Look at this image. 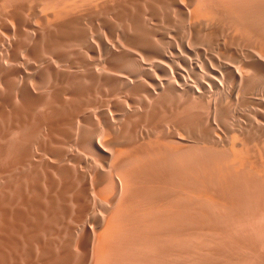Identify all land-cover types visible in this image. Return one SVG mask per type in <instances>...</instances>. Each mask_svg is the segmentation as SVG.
<instances>
[{
    "label": "rangeland",
    "instance_id": "374dc122",
    "mask_svg": "<svg viewBox=\"0 0 264 264\" xmlns=\"http://www.w3.org/2000/svg\"><path fill=\"white\" fill-rule=\"evenodd\" d=\"M220 1L56 0L75 10L48 24L39 17L54 9L46 1L0 0V264H264V0ZM196 6L212 14L195 22L187 12ZM101 40H109L108 49ZM166 54L173 55L169 63ZM26 69L36 93L20 98L16 83ZM154 70L165 85L156 103ZM107 110L120 120L113 128L104 122ZM98 138L117 154L95 152ZM233 143L245 153L242 166L231 163ZM57 150L66 152L60 168L47 171L39 155ZM120 170L135 172L131 191H114ZM123 204L126 217L117 214ZM115 215L124 229L104 260L98 222Z\"/></svg>",
    "mask_w": 264,
    "mask_h": 264
},
{
    "label": "bare ground",
    "instance_id": "6f19581e",
    "mask_svg": "<svg viewBox=\"0 0 264 264\" xmlns=\"http://www.w3.org/2000/svg\"><path fill=\"white\" fill-rule=\"evenodd\" d=\"M19 1V0H18ZM41 1V0H40ZM44 1H46L47 2V7L49 6H51L52 8H54V9H51V12H47L46 10H43V11H41L40 13H39V17L42 19V20H45V21H47L48 22V24L49 23H52L53 24V22H56V21H59L60 22V20L61 19H63V18H67L69 15H71V13H73L74 11L73 10H75V9H66L65 8V5L63 6V4L61 5V3H59L60 2V0H59V2H55L54 1V3H59V5H61V6H63V7H61V8H58V5L57 4H54L53 2H52V4L50 3V1L49 0H44ZM51 1H53V0H51ZM58 1V0H57ZM74 1H77V0H74ZM201 1H203V0H200V2ZM220 1V0H219ZM43 2V1H42ZM46 2H44V3H46ZM176 2V1H175ZM178 2V1H177ZM182 2V1H181ZM185 2V1H184ZM196 2V1H195ZM213 2V1H212ZM221 2V1H220ZM251 2V1H250ZM6 3V2H5ZM202 3V2H201ZM200 3V4H201ZM205 3V2H204ZM207 3V2H206ZM222 3V2H221ZM66 4H69V3H67L66 2ZM113 4V3H112ZM232 4V3H231ZM9 5V4H8ZM56 5H57V8H56ZM71 5V4H70ZM95 5V4H94ZM195 5H196V3H195ZM202 5V4H201ZM262 5V4H261ZM4 6H6V5H4ZM3 6V7H4ZM79 6V5H78ZM82 6V5H81ZM225 6H226V4H225ZM224 6V7H225ZM237 6V5H236ZM263 6V5H262ZM83 7V6H82ZM192 7V6H191ZM203 7V6H202ZM227 7V6H226ZM196 8H197V6H196ZM228 8V7H227ZM239 8V7H238ZM245 8V7H244ZM5 9V8H4ZM39 9V8H38ZM93 9V8H92ZM120 9V8H119ZM253 9V8H252ZM16 10V9H15ZM97 10V9H96ZM109 10V9H108ZM132 10V9H131ZM188 10H190L189 8H188ZM209 9H207V10H203V9H199V6H198V8L197 9H193V11H188L187 13H188V17L191 19V20H193V21H195V22H197V20H199L200 21V19H208L209 17H210V15L212 14L210 11H208ZM245 10V9H244ZM5 11V10H4ZM142 11V10H141ZM247 12V11H246ZM250 12V11H249ZM248 12V13H249ZM9 13V12H8ZM14 13V12H13ZM97 13V12H96ZM260 12H258V14H259ZM85 14V13H84ZM116 14V13H115ZM134 14V13H133ZM137 14V13H136ZM214 14V13H213ZM223 13H221L220 15H222ZM252 14V13H251ZM5 15V14H4ZM83 15V14H82ZM219 15V14H218ZM111 16V15H110ZM252 16V15H251ZM250 16V17H251ZM214 17V16H213ZM237 17V16H236ZM260 17V16H259ZM7 18V17H6ZM36 18V17H35ZM70 18V17H69ZM131 18V17H130ZM244 20V19H243ZM242 20V21H243ZM254 20V19H253ZM264 20V19H263ZM262 20V21H263ZM9 22H11L10 20H8ZM98 21V20H97ZM212 22V21H211ZM244 22V21H243ZM36 23V22H35ZM214 23V22H213ZM10 24H13V23H10ZM168 24V23H167ZM238 24V23H237ZM15 25V24H14ZM89 25V24H88ZM212 25V24H211ZM162 26V25H161ZM239 26H240V24H239ZM250 26V25H249ZM15 27V26H14ZM53 27V26H52ZM68 27V26H67ZM25 28V27H24ZM48 28H50V27H48ZM54 28V27H53ZM185 28V27H184ZM191 28V27H190ZM189 28V29H190ZM230 28V27H229ZM235 28V27H234ZM246 29V28H245ZM15 30V29H14ZM22 30V29H21ZM25 30V29H24ZM35 30V29H34ZM52 30V29H51ZM23 31V30H22ZM47 31V30H46ZM90 31V30H89ZM190 31V30H189ZM58 32V31H57ZM91 32H92V30H91ZM90 32V33H91ZM145 32V31H144ZM232 32V31H231ZM40 34V33H39ZM18 35V34H17ZM45 35H46V33H45ZM98 35V34H97ZM96 35V36H97ZM215 35V34H214ZM213 36V35H212ZM226 36V35H225ZM43 37V36H42ZM45 37V36H44ZM54 37V36H53ZM4 38V37H3ZM15 38V37H14ZM108 38V37H107ZM205 38V37H204ZM220 38V37H219ZM5 39V38H4ZM49 39V38H48ZM104 39V38H103ZM25 40V39H24ZM34 40V39H33ZM203 40V39H202ZM232 40V39H231ZM76 41V40H75ZM107 41H109V40H107ZM107 41H100V43H101V45L104 47V49L106 48V49H108L109 48V43L107 42ZM147 41V40H146ZM211 41V40H210ZM255 41V40H254ZM30 42V41H29ZM34 42V41H33ZM45 42V41H44ZM94 42V41H93ZM96 42V41H95ZM155 42V41H154ZM9 43V42H8ZM3 44V43H2ZM94 44H98L99 45V43H94ZM1 45V44H0ZM56 45V44H55ZM76 45V44H75ZM97 45V46H98ZM111 45V44H110ZM161 45V44H160ZM100 46V45H99ZM114 46V45H113ZM230 46V45H229ZM75 47V46H74ZM101 47V46H100ZM111 47V46H110ZM3 48H4V46H3ZM13 48V47H12ZM60 48V47H59ZM85 48V47H84ZM94 48V47H93ZM146 48V47H145ZM42 49V48H41ZM97 49L98 50H96V49H93L92 50V53H94V54H96L97 55V53L99 54L100 53V51H101V49L99 50V48L97 47ZM111 49V48H110ZM164 49V48H163ZM4 50V49H3ZM64 50V49H63ZM79 50V49H78ZM81 50V49H80ZM146 50V49H145ZM179 51H180V49H178ZM264 50V49H263ZM62 51V50H61ZM86 51V50H85ZM34 52V51H33ZM49 52V51H48ZM119 52V51H118ZM165 52V51H164ZM171 52H173V51H171ZM171 52H169V53H171ZM181 52V51H180ZM180 52H177L178 54L180 53ZM195 52V51H194ZM256 52V51H255ZM23 53V52H22ZM87 53V52H86ZM135 53V52H134ZM162 53H163V51H162ZM166 53V52H165ZM164 54V53H163ZM22 55V54H21ZM24 55V54H23ZM73 55V54H72ZM138 55H139V53H138ZM172 55V54H171ZM171 55L169 56V55H164V60L165 61H171L172 59H171ZM261 55V54H260ZM51 56V55H50ZM53 56V55H52ZM71 56V55H70ZM141 56V55H140ZM173 56V55H172ZM2 57H3V55H2ZM23 57V56H22ZM54 57V56H53ZM91 57V56H90ZM260 57V56H259ZM35 58V57H34ZM52 58V57H51ZM172 58H175V57H172ZM2 59V58H1ZM91 59V58H90ZM160 59V58H159ZM24 60V59H23ZM4 61V60H3ZM54 61V60H53ZM91 62V61H90ZM117 62V61H116ZM167 62H165V63H167ZM2 63V62H1ZM33 63V62H32ZM31 63V64H32ZM59 63V62H58ZM142 63V62H141ZM161 63V62H160ZM169 63V62H168ZM173 63V62H172ZM171 63V64H172ZM191 63V62H190ZM190 63H189V65H190ZM28 64V63H27ZM26 64V65H27ZM37 64V63H36ZM155 64V63H154ZM153 64V65H154ZM176 64V63H175ZM19 65V64H18ZM30 65V64H29ZM42 65V64H41ZM56 65V64H55ZM163 65H164V62H163ZM166 66H167V64H165ZM23 66V65H22ZM22 66H21V68H22ZM156 66V65H155ZM159 66V65H158ZM1 67V66H0ZM20 67V66H19ZM56 67H57V65H56ZM134 67V66H133ZM138 68H139V65L137 66ZM168 67H170V65L168 64ZM181 67V66H180ZM192 67V66H191ZM25 68H28V67H24V69ZM97 68V67H96ZM129 68V67H128ZM135 68V67H134ZM171 68V67H170ZM214 68V67H213ZM61 69V68H60ZM102 69V68H101ZM150 69V68H149ZM92 70V69H91ZM128 70V69H127ZM132 70V69H131ZM145 70H146V68H145ZM145 70H144V72H145ZM214 70V69H213ZM36 70H34L33 72H35ZM88 71V70H87ZM100 71V70H99ZM113 71V70H112ZM125 71V70H124ZM172 71V70H171ZM184 71H185V69H184ZM220 71V70H219ZM75 72V71H74ZM98 72V71H97ZM104 72V71H103ZM144 72H143V74H144ZM157 72V71H156ZM156 72H155V70H154V76L151 74L150 76L152 77V82L155 84V86H156V88L155 89H152V94H151V100L152 101H155V103L157 102L156 100H159V98H160V95L161 94H163V91L165 90V85L163 84L164 82H162L161 80L162 79H159L158 78V75H156ZM186 73H187V71H185ZM35 73H37V72H35ZM168 73V72H167ZM172 73H173V71H172ZM177 73V72H176ZM213 73V72H212ZM220 73H221V71H220ZM30 74H32V73H30V70H29V72H28V70L26 69V70H22V71H19V74L18 75H20L19 76V81L16 83V91H17V93H16V96L17 97H20V98H24V96H25V94L26 93H31V92H33V93H36V91L34 90V89H31V87H30V85L32 86V84L30 83V81H31V79H29V76H30ZM129 74V73H128ZM174 74V73H173ZM178 74V78L179 79H181L182 80V82H184V84L186 85V86H188L189 88H191L190 87V85H192V83H190V85L188 84V82H187V80L184 78V77H186L185 76V74H184V76H183V74H181V73H177ZM188 74V73H187ZM223 74V73H222ZM33 75V74H32ZM112 75V74H111ZM115 75V74H114ZM163 75V74H162ZM166 75V74H165ZM168 75H170V74H168ZM213 75V74H212ZM209 75L210 77H213V76H215V75ZM120 76H122V75H120ZM167 76V75H166ZM166 76H165V78H163V79H167L166 78ZM171 76H172V74H171ZM170 76V77H171ZM174 76V75H173ZM31 77V76H30ZM123 77V76H122ZM121 77V78H122ZM130 77V76H129ZM136 77V76H135ZM138 77V76H137ZM136 77V78H137ZM176 77V76H175ZM189 77V76H188ZM209 77V78H210ZM222 77H223V75H222ZM225 77V76H224ZM32 78V77H31ZM187 78V77H186ZM213 78H216V77H213ZM212 78V79H213ZM190 79V78H189ZM211 79V78H210ZM14 80V79H13ZM17 80V79H16ZM33 81H34V79H32ZM144 79H142V81H143ZM221 80V79H220ZM220 80H217V81H219V82H221ZM239 80V79H238ZM36 81V80H35ZM130 81H132V80H130ZM166 81V80H165ZM171 81V80H170ZM216 81V80H215ZM214 81V82H215ZM223 81V80H222ZM140 82V81H139ZM131 83V82H130ZM177 83H178V80H177ZM7 84V83H6ZM111 84V83H110ZM132 84H133V81H132ZM207 84V83H206ZM148 85H149V83H148ZM151 85V84H150ZM216 85V84H215ZM14 86V85H13ZM152 87H153V85H151ZM175 86H178V85H175ZM151 87V88H152ZM192 87H193V85H192ZM34 88V87H33ZM181 88V87H180ZM148 89V88H147ZM176 89H178V88H176ZM185 89V88H184ZM183 89V90H184ZM6 90V89H5ZM38 90V89H37ZM107 90V89H106ZM11 91V90H10ZM40 91V90H39ZM50 91V90H49ZM198 92V91H197ZM200 92V91H199ZM14 93V92H13ZM177 93V92H176ZM211 93V92H210ZM254 93V92H253ZM15 94V93H14ZM14 94H13V96H14ZM50 94V93H49ZM224 94V93H223ZM46 95V94H45ZM51 95V94H50ZM49 95V96H50ZM130 95V94H129ZM12 96V95H11ZM162 96V95H161ZM17 97H16V99H17ZM100 97V96H99ZM258 97V96H257ZM264 97V96H263ZM41 98V97H40ZM49 98H51V97H49ZM98 98V97H97ZM189 98V97H188ZM254 98V97H253ZM70 99V98H69ZM78 99V98H77ZM110 99V98H109ZM119 99H121V98H119ZM192 99V98H191ZM105 100H107V99H105ZM114 100V99H113ZM262 100V99H261ZM24 101V100H23ZM102 101V100H101ZM135 102V101H134ZM261 102V101H260ZM16 103V102H15ZM53 103V102H52ZM102 103H103V101H102ZM109 103H110V101H109ZM108 103V104H109ZM147 102H145L144 100H139L138 101V104L139 105H141V106H143L144 107V105H148V103L146 104ZM1 104V103H0ZM111 104V103H110ZM21 105V104H20ZM30 105V104H29ZM55 105H58V104H55ZM151 105V104H150ZM153 105V104H152ZM48 106V105H47ZM105 106V105H104ZM110 106V105H109ZM149 106V105H148ZM55 107V106H54ZM58 107H59V105H58ZM188 107V106H187ZM98 108V107H97ZM109 109V108H108ZM93 110V109H92ZM91 110V111H92ZM98 110V109H97ZM90 111V112H91ZM99 111V110H98ZM97 111V112H98ZM108 111V115H106V121H104V122H107L108 123V125H110V128H113V127H115V126H113L114 125V123L115 122H117V124H118V121L117 120H119L114 114H112L113 112L111 111V110H107ZM72 112V111H71ZM89 112V113H90ZM92 112H94V110L92 111ZM91 112V113H92ZM96 112V113H97ZM180 112V111H179ZM60 113V112H59ZM94 114V113H93ZM196 114V113H195ZM127 115V114H126ZM95 116V115H94ZM215 116V115H214ZM52 117V116H51ZM67 117V116H66ZM81 116H79L78 117V119H77V125H76V131H78V129H81V124H82V122H81V118H80ZM116 117V118H115ZM50 118V117H49ZM77 118V117H76ZM125 118V117H124ZM124 118H123V120H124ZM24 119V118H23ZM97 119V118H96ZM117 119V120H116ZM188 119V118H187ZM210 119V118H209ZM52 120V119H51ZM97 120H99V119H97ZM116 120V121H115ZM208 120V119H207ZM120 121V120H119ZM158 121V120H157ZM103 122V123H104ZM122 122V121H121ZM204 122V121H203ZM7 123V122H6ZM11 123V122H10ZM98 123H99V121H98ZM186 124V123H185ZM99 125V124H98ZM104 125V124H103ZM155 125V124H154ZM166 125V124H165ZM170 125V124H169ZM58 126V125H57ZM120 127H121V124L119 125ZM118 126V129L120 128ZM130 126V125H129ZM167 126V125H166ZM231 126V125H230ZM37 127V126H36ZM80 127V128H79ZM90 127V126H89ZM102 127H104V126H102ZM107 127V126H106ZM117 127V126H116ZM144 127V126H143ZM174 128V127H173ZM25 129V128H24ZM29 129V128H28ZM98 129V128H97ZM117 129V133H118V135H119V132L121 131H119ZM143 129V128H142ZM177 129V128H176ZM44 130V129H43ZM57 130V129H56ZM106 130V129H105ZM104 129L102 130V131H105ZM170 129H168V131H169ZM113 131H115V130H113ZM173 131V130H172ZM178 131V130H177ZM16 132V131H15ZM14 132V133H15ZM22 132V131H21ZM180 132V131H179ZM2 133V132H1ZM26 132H24V134H25ZM79 133V132H78ZM77 133V134H78ZM105 133H106V131H105ZM137 133V132H136ZM215 133V132H214ZM217 133V132H216ZM167 134H169V133H167ZM16 135H20L19 133L17 134L16 133ZM23 135V134H22ZM96 135H97V133H96ZM98 135H99V132H98ZM97 135V136H98ZM101 135H102V133H101ZM104 135V134H103ZM102 135V137H103V139H104V137H107V136H103ZM171 135V134H170ZM174 135V134H173ZM240 135V134H239ZM85 136V135H84ZM168 136V135H167ZM15 137H17V136H15ZM79 137V136H78ZM95 137V136H94ZM93 137V138H94ZM248 137V136H247ZM19 138H21V137H19ZM36 138V137H35ZM100 138V137H99ZM99 138H98V142L97 141H93L92 142V148L95 150V152H101V153H104V155H106V154H109V155H111L112 153L111 152H108L107 150H106V148L105 147H103V145L99 142ZM172 138V137H171ZM174 138H176V139H179L180 141L182 140L181 139V137H174ZM16 139V138H15ZM38 139H40V138H38ZM103 139H102V141H103ZM134 139V138H133ZM185 139V138H184ZM167 140V139H166ZM174 140V139H173ZM20 141V140H19ZM176 141V140H175ZM174 141V142H175ZM186 141V140H185ZM11 142V141H10ZM172 142V147H173V145H176V142H175V144H174V142L173 141H171ZM170 142V143H171ZM166 143V142H165ZM224 143V142H223ZM38 144V143H37ZM5 145V144H4ZM7 145V144H6ZM12 145V144H11ZM36 145V144H35ZM39 145V144H38ZM68 145V144H67ZM76 145V144H75ZM113 145V144H112ZM111 145V146H112ZM158 145V144H157ZM160 145V144H159ZM167 145V144H166ZM166 145H164L166 148L168 147L169 148V146H166ZM233 151H232V159H231V163L233 164V165H236V166H242V165H244V163H245V161H246V156H245V153H243V151H241V150H237V149H234V147H235V145L236 144H234L233 143ZM19 146V145H18ZM40 146V145H39ZM84 146V145H83ZM110 146V147H111ZM128 146V145H127ZM149 146V145H148ZM164 146H161V147H164ZM171 146V145H170ZM180 146V145H179ZM183 146L184 145H182V148H183ZM36 147V146H35ZM160 147V146H159ZM20 147H18V149H19ZM40 148V147H39ZM72 148V147H71ZM140 148V147H139ZM146 148H148V150H149V147H146ZM176 147H173V149H175ZM179 148V147H178ZM181 148V149H182ZM249 148V147H248ZM14 149V148H13ZM38 149V148H37ZM69 149V148H68ZM114 149V148H113ZM165 149V148H164ZM123 150V149H122ZM122 150H118L119 152V154L117 155V158H119V156H121V154H123L122 152ZM139 150V149H138ZM141 150V149H140ZM171 150V149H170ZM212 150V149H211ZM34 151V150H33ZM72 151V150H71ZM78 151V150H77ZM114 151V150H113ZM116 151V150H115ZM146 151H147V149H146ZM57 152H58V150H57ZM73 152V151H72ZM79 152V151H78ZM86 152H88V151H86ZM98 152V153H99ZM171 152H174V151H172L171 150ZM20 153V152H19ZM64 153H66V152H64V150H60V152H58V154L57 153H55V154H53V153H51V152H47L46 151V153H44L43 155H39V158H40V163L47 169V171H52V172H58V170H59V168H60V165H61V163H59L60 161H62L63 159H64ZM100 153V154H101ZM106 153V154H105ZM116 153V152H115ZM114 153V154H115ZM210 153V152H209ZM74 154V153H73ZM96 154V153H95ZM114 154H112L111 156H114ZM117 154V153H116ZM159 154V153H158ZM211 154V153H210ZM264 154V153H263ZM262 154V155H263ZM10 155V154H9ZM90 155V154H89ZM130 156V155H129ZM128 156V157H129ZM132 156V155H131ZM157 156H159V155H157ZM161 156V155H160ZM164 156V155H163ZM31 157V156H30ZM133 157V156H132ZM153 157V156H152ZM151 157V158H152ZM173 157V156H172ZM175 157V156H174ZM177 157H178V155H177ZM179 157H180V155H179ZM13 158V157H12ZM78 158V157H77ZM87 158V157H86ZM115 158V157H114ZM165 158H166V156H165ZM169 158H171V157H169ZM231 158V157H230ZM93 159V158H92ZM95 159V158H94ZM159 159V158H158ZM163 159V158H162ZM173 159H175V158H173ZM88 160V159H87ZM147 160V159H146ZM153 160H154V162H155V159L153 158ZM171 160V159H170ZM208 160V159H207ZM262 160V159H261ZM96 161V160H95ZM110 161H112V160H110ZM161 161H163V160H161ZM187 161V160H186ZM39 162V161H38ZM71 162V161H70ZM113 162V161H112ZM171 162H172V160H171ZM185 162V161H184ZM221 162V161H220ZM88 163V162H87ZM142 163V162H141ZM174 163V162H173ZM188 163V162H187ZM209 163V162H208ZM211 163V162H210ZM219 163V162H218ZM217 163V164H218ZM70 164V163H69ZM115 164V163H114ZM120 164V163H119ZM130 164V163H129ZM138 164V163H137ZM162 164V162L160 163V165ZM263 164H264V162H263ZM65 165V164H64ZM63 165V166H64ZM70 165H72V164H70ZM75 165V164H74ZM131 165H133V164H131ZM139 165V164H138ZM141 165V164H140ZM189 165V164H188ZM89 166V165H88ZM88 166H86V167H88ZM92 166V165H91ZM113 166V165H112ZM127 166V165H126ZM77 166L75 165V168H76ZM110 167H111V164H110ZM123 167H124V165H123ZM264 167V166H263ZM31 168V167H30ZM103 168V167H102ZM133 168V167H132ZM135 168V167H134ZM159 168V167H158ZM262 168V167H261ZM93 169V168H92ZM126 169V168H125ZM163 169V168H162ZM260 169V168H259ZM258 169V171H260L261 170V172H262V170H264V169H260L259 170ZM91 170V169H90ZM89 170V171H90ZM124 170V169H123ZM111 171H113V170H110L109 172H111ZM122 170H120V173H118V175H120V177L117 175L116 177L114 176V178H110L111 179V183H112V186H113V189H114V191H117L119 188L118 187H120V188H122L121 186H123V187H125L126 188V190H128V191H131L132 189H133V184L135 183V179H133V175H134V173H132L133 171H131V170H125V171H122ZM165 171V170H164ZM31 172V171H30ZM96 172H97V170H96ZM95 172V173H96ZM117 172V171H116ZM108 173V172H107ZM157 173H158V171H157ZM212 173V172H211ZM215 173V172H214ZM230 173V172H229ZM91 174V173H90ZM112 174V173H111ZM163 174V173H162ZM191 174V173H190ZM195 174V173H194ZM193 174V175H194ZM210 174V173H209ZM207 175V174H206ZM205 175V176H206ZM231 175H232V177H233V174L231 173ZM11 176V175H10ZM46 176V175H45ZM89 176H92V175H89ZM94 176V175H93ZM148 176V175H147ZM160 176H162L161 174H160ZM210 176V175H209ZM95 177V176H94ZM113 177V176H112ZM136 177V176H135ZM149 177V176H148ZM178 177V176H177ZM180 177H182L181 175H180ZM187 177H188V175H187ZM201 177H203V176H201ZM252 177V176H251ZM248 178V177H247ZM92 179V178H91ZM149 179V178H148ZM211 179V178H210ZM227 179V178H226ZM225 179V181L226 182H228V180H226ZM2 180V179H1ZM196 180V179H195ZM194 180V181H195ZM230 180V179H229ZM93 181V180H92ZM137 181V180H136ZM182 181V180H181ZM208 181V180H207ZM206 181V182H207ZM212 181V180H211ZM210 180L208 181V183L210 182L211 184H212V182H211ZM225 181H224V179H223V182L225 183ZM3 182V181H2ZM217 182V181H216ZM92 183V182H91ZM140 183V182H139ZM214 183V182H213ZM219 183V182H218ZM220 183H222L221 182V179H220ZM219 183V184H220ZM233 183V182H232ZM169 184V183H168ZM199 184H200V180H199ZM215 184V183H214ZM213 184V185H214ZM226 184V183H225ZM44 185H46V183L44 182ZM92 185V184H91ZM121 185V186H120ZM166 185V184H165ZM197 185H198V183H197ZM3 186V185H2ZM163 186V185H162ZM161 186V187H162ZM183 186H184V184H183ZM187 186V185H186ZM221 186V185H220ZM223 186V185H222ZM221 186V187H222ZM232 186V185H231ZM93 185H92V189H93ZM193 187H195V186H193ZM214 187V186H213ZM220 187V188H221ZM226 188H227V190H229L228 188H230V187H227V186H225ZM34 188V187H33ZM95 188V187H94ZM168 188H170V186L168 187ZM185 188V187H184ZM215 188L216 189H218V187L217 186H215ZM220 188L218 189V190H220ZM226 188L223 190V192H226L227 190H226ZM158 189V188H157ZM214 189V188H213ZM3 190V189H2ZM101 190V189H100ZM156 190V189H155ZM159 190V189H158ZM190 190V189H189ZM217 190V191H218ZM29 191V190H28ZM69 191V190H68ZM149 191H150V189H149ZM154 191V190H153ZM157 191V190H156ZM165 191V190H164ZM180 191V190H179ZM221 191V190H220ZM90 192V191H89ZM162 192V191H161ZM196 192V191H195ZM92 193V192H91ZM96 193V192H95ZM108 193H110V192H108ZM190 193V192H189ZM214 193H215V191H214ZM228 194H229V192H227ZM264 193V192H263ZM121 194H122V192H121ZM138 194V193H137ZM151 194H153V193H151ZM162 194V193H161ZM164 194V193H163ZM162 194V195H163ZM166 194V193H165ZM184 194H186V193H184ZM192 194V193H191ZM193 194H195V193H193ZM36 195V194H35ZM82 195H84V193L82 194ZM97 195V194H96ZM123 195V194H122ZM122 195H120L121 197H122ZM126 195H127V193H126ZM157 195V194H156ZM176 195V194H175ZM212 195V194H211ZM216 195V194H215ZM227 195V194H226ZM231 195V194H230ZM33 196V195H32ZM85 196V195H84ZM104 196V195H103ZM164 196V195H163ZM172 196V195H171ZM174 196V195H173ZM187 196H188V194H187ZM192 196V195H191ZM73 198H74V196H72ZM160 197V196H159ZM201 197V199L203 200V198H202V196H200ZM212 197H214L213 195H212ZM72 198V199H73ZM94 198V197H93ZM152 198V197H151ZM168 198H170V197H168ZM192 198V197H191ZM63 199V198H62ZM71 199V200H72ZM100 199V198H99ZM102 199V198H101ZM100 199V200H101ZM135 199H137V198H135ZM140 199V198H139ZM142 199V198H141ZM157 199V198H156ZM159 199V198H158ZM161 199V198H160ZM174 199V198H173ZM199 199V198H198ZM17 200V199H16ZM99 200V201H100ZM165 200V199H164ZM190 200V199H189ZM193 201L195 200V199H192ZM74 201V200H73ZM72 201V202H73ZM95 201V200H94ZM161 201V200H160ZM171 201V200H170ZM205 201L207 202V200L205 199ZM7 202V201H6ZM45 202V201H44ZM105 202V201H104ZM164 202V201H163ZM176 202V201H175ZM187 202V201H186ZM17 203V202H16ZM100 203V202H99ZM101 203H102V201H101ZM191 203H192V201H191ZM204 203V202H203ZM221 204H222V202H220ZM13 204V203H12ZM49 204V203H48ZM94 204H96V203H94ZM117 203H115V205H116ZM172 204V203H171ZM205 204V203H204ZM100 205H103V204H100ZM152 205V204H151ZM165 205V204H164ZM168 205V204H167ZM210 205V204H209ZM67 206V205H66ZM162 206V205H161ZM227 206V205H226ZM225 205H224V207H226ZM4 207V206H3ZM9 207V206H8ZM98 207V206H97ZM111 207V206H110ZM116 207H118V213L116 212V211H114L115 213H117V214H121V213H124V211H125V209L127 208V204H123L121 207H119V205H117ZM147 207V206H146ZM150 207V206H149ZM153 207V206H152ZM198 207V206H197ZM196 207V208H197ZM205 207V206H204ZM208 207V206H207ZM220 207V206H219ZM34 208V207H33ZM94 208V207H93ZM106 208H107V206H106ZM112 208V207H111ZM115 208V207H114ZM199 208V207H198ZM47 209V208H46ZM63 209V208H62ZM69 209V208H68ZM75 209V208H74ZM79 209V208H78ZM86 209V208H85ZM96 209V208H95ZM105 209V208H104ZM149 209V208H148ZM147 209V210H148ZM154 209V208H153ZM157 209V208H156ZM208 209V208H207ZM107 210V209H106ZM106 210H104V211H106ZM155 210V209H154ZM95 210H93V212H94ZM97 211V210H96ZM100 211H102V208L100 207ZM112 211V210H111ZM111 211H108V212H111ZM129 211V210H128ZM14 212V211H13ZM32 212H33V210H32ZM36 212V211H35ZM56 212V211H55ZM59 212V211H58ZM114 212L112 213V214H114ZM130 212H131V210H130ZM151 212H153V211H151ZM187 212V211H186ZM228 212V211H227ZM48 213V212H47ZM76 213V212H75ZM107 213V212H106ZM168 213V212H167ZM1 214H3V212H2V208H1V204H0V215ZM102 215H103V213H101ZM108 214V213H107ZM142 214V213H141ZM159 214V213H158ZM169 214V213H168ZM167 214V215H168ZM191 214V213H190ZM76 215H77V213H76ZM124 215H125V217H126V214L124 213ZM143 215V214H142ZM156 215V214H155ZM165 215V214H164ZM179 215V214H178ZM10 216V215H9ZM64 216V215H63ZM89 216H90V214H89ZM88 216V217H89ZM202 216H204V215H202ZM100 217V216H99ZM103 217V216H102ZM119 217L121 218V216L119 215ZM124 217V216H123ZM160 217V216H159ZM162 217V216H161ZM206 217V216H205ZM96 218V217H95ZM94 218V219H95ZM105 218V217H104ZM104 218H103V220L100 222H98L99 223V227L102 229H98V230H100L101 232H99L100 234L99 235H101V238H100V236H99V240L101 241H99V246H97V250H98V253L97 254H99V257L101 258V259H107V258H109V256H111L110 255V246L112 245V244H114V242L112 241L113 239H115L114 237H116V235L117 234H119V231L121 232V230L122 229H124V228H122L123 227V223L124 222H122L121 221V219L119 220V218L118 217H116V215H115V217L114 216H112V217H110L111 219L109 220L108 219V216H107V219H108V223H106L105 224V222H104ZM129 218V217H128ZM146 218V217H145ZM194 218V217H193ZM195 218H198V217H195ZM204 218V217H203ZM208 218V217H207ZM35 219V218H34ZM65 219V218H64ZM137 219V218H136ZM142 219V218H141ZM147 219V218H146ZM186 219V218H185ZM72 220V219H71ZM203 220V219H202ZM74 221V220H73ZM94 221V220H93ZM136 221V220H135ZM148 221V220H147ZM195 221V220H194ZM37 222V221H36ZM70 222H72V221H70ZM158 222V221H157ZM197 222H199L198 220H197ZM87 223V222H86ZM126 223V222H125ZM162 223V222H161ZM172 223V222H171ZM90 224V223H89ZM137 224V223H136ZM193 224H195V223H193ZM125 225V224H124ZM127 225H129V224H127ZM126 225V226H127ZM141 225V224H140ZM151 225V224H150ZM172 225V224H171ZM212 225V224H211ZM25 226V225H24ZM36 226V225H35ZM92 226V225H91ZM94 226V225H93ZM130 226V225H129ZM179 226V225H178ZM87 226H85V228H86ZM140 227V226H139ZM145 227V226H144ZM148 227V226H147ZM170 227V226H169ZM172 227V226H171ZM194 227H196V226H194ZM151 228V227H150ZM168 228V227H167ZM174 228H175V226H174ZM29 229V228H28ZM41 229V228H40ZM93 229V228H92ZM127 229V228H126ZM145 229V228H144ZM147 229V228H146ZM166 229V228H165ZM169 229V228H168ZM173 229V228H172ZM130 230V229H129ZM136 230V229H135ZM150 230V229H149ZM25 231H27V230H25ZM85 231V230H84ZM125 231V230H124ZM123 231V232H124ZM131 231V230H130ZM129 231V233L131 234V232ZM132 231H134V230H132ZM148 231V230H147ZM90 232V231H89ZM137 232H140V231H138L137 230ZM149 232V231H148ZM153 232V231H152ZM174 232V231H173ZM172 232V233H173ZM82 233V232H81ZM128 233V234H129ZM147 233V232H146ZM145 233V234H146ZM80 234V233H79ZM125 234V233H124ZM127 234V233H126ZM128 234H127V236H128ZM129 234V235H130ZM158 234V233H157ZM81 235V234H80ZM137 235V234H136ZM148 235V234H147ZM183 235V234H182ZM37 236V235H36ZM61 236V235H60ZM122 236V235H121ZM132 236V235H131ZM139 236V235H138ZM152 236V235H151ZM180 236V235H179ZM195 236V235H194ZM21 236H19V238H20ZM43 237V236H42ZM85 237V236H84ZM120 237V236H119ZM141 237V236H140ZM149 237V236H148ZM148 237H146V238H148ZM164 237V236H163ZM199 237V236H198ZM24 238V237H23ZM86 238V237H85ZM94 238H95V236H94ZM118 238V237H117ZM129 238V237H128ZM134 238V237H133ZM152 238H153V236H152ZM156 238V237H155ZM178 238V237H177ZM181 238V237H180ZM21 239V238H20ZM43 239V238H42ZM71 239V238H70ZM77 239H78V237H77ZM98 239V238H97ZM135 239H136V237H135ZM145 239V238H144ZM143 239V240H144ZM154 239V238H153ZM161 239V238H160ZM168 239H170V238H168ZM194 239H196V238H194ZM62 240V239H61ZM68 240V239H67ZM123 240V239H122ZM125 240H127L126 238H125ZM128 240H130V239H128ZM134 240V239H133ZM147 240V239H146ZM173 240V239H172ZM183 240V239H182ZM197 240V239H196ZM82 241V240H81ZM90 241V240H89ZM141 241V240H140ZM152 241H154V240H152ZM191 241H194L193 239L191 240ZM210 241V240H209ZM78 242V241H77ZM113 242V243H112ZM115 242H117V241H115ZM121 242H123V241H121ZM137 242V241H136ZM142 242V241H141ZM175 242V241H174ZM180 242V241H179ZM197 242V241H196ZM101 243V244H100ZM124 243V242H123ZM128 243V242H127ZM129 243H130V241H129ZM144 243V242H143ZM237 243V242H236ZM19 244V243H18ZM77 244V243H76ZM120 244V243H119ZM141 244V243H140ZM146 244V243H145ZM207 244V243H206ZM27 245V244H26ZM122 245V244H121ZM124 245H125V243H124ZM158 245V244H157ZM190 245H192V244H190ZM201 245V244H200ZM88 246H90V245H88ZM130 246H133V245H130ZM137 246V245H136ZM139 246H141V245H139ZM138 246V247H139ZM76 247V246H75ZM94 247V246H93ZM116 247V246H115ZM114 247V248H115ZM120 247V246H119ZM122 247H124V246H122ZM129 247V246H128ZM145 247V246H144ZM148 247V246H147ZM167 247V246H166ZM165 247V248H166ZM202 247V246H201ZM206 247V246H205ZM39 248V247H38ZM143 248V247H142ZM164 248V247H163ZM176 248V247H175ZM194 248V247H193ZM62 249V248H61ZM128 249V248H127ZM131 249H132V247H131ZM133 249H135V248H133ZM133 249H132V251H133ZM145 249V248H144ZM153 249V248H152ZM160 249V248H159ZM218 249V248H217ZM221 249V248H220ZM18 250V249H17ZM93 250V249H92ZM141 250V249H140ZM165 250V249H164ZM205 250V249H204ZM226 250V249H225ZM115 251H116V249H115ZM137 251V250H136ZM146 251V250H145ZM168 251V250H167ZM176 251V250H175ZM262 251V250H261ZM40 252V251H39ZM38 252V253H39ZM123 252V251H122ZM156 252V251H155ZM169 252V251H168ZM167 252V253H168ZM196 252V251H195ZM198 252V251H197ZM159 253H160V251H159ZM193 253V252H192ZM257 253V252H256ZM259 254H260V252H258ZM81 254H82V252H81ZM84 254H86V253H84ZM122 254V253H121ZM125 254V253H124ZM126 254H129V252L127 251V253ZM134 254V253H133ZM144 254V253H143ZM142 254V255H143ZM169 254V253H168ZM95 255V254H94ZM123 255V254H122ZM256 255V254H255ZM254 255V256H255ZM262 256H263V254H261ZM128 256V255H127ZM164 256V255H163ZM201 256V255H200ZM56 257V256H55ZM23 258V257H22ZM82 258V257H81ZM95 258V257H94ZM118 258V257H117ZM116 258V260H118ZM132 258V257H131ZM182 258V257H181ZM193 258H195V256L193 257ZM260 258V257H259ZM264 258V257H263ZM67 259V258H66ZM82 259H84V258H82ZM110 259V258H109ZM142 259V258H141ZM163 259V258H162ZM260 260V259H259ZM110 261H112V260H110ZM115 261V260H114ZM120 261H122V260H120ZM134 261V260H133ZM140 261V260H139ZM119 262V261H118ZM222 262V261H221ZM258 262V261H257ZM94 263V262H93ZM126 263V262H125ZM152 263H154V262H152ZM235 263V262H234ZM130 264V263H129Z\"/></svg>",
    "mask_w": 264,
    "mask_h": 264
}]
</instances>
